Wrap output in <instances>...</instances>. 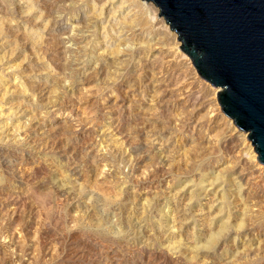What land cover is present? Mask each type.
<instances>
[{
  "label": "rangeland",
  "instance_id": "rangeland-1",
  "mask_svg": "<svg viewBox=\"0 0 264 264\" xmlns=\"http://www.w3.org/2000/svg\"><path fill=\"white\" fill-rule=\"evenodd\" d=\"M145 0H0V264H264V165Z\"/></svg>",
  "mask_w": 264,
  "mask_h": 264
},
{
  "label": "water",
  "instance_id": "water-1",
  "mask_svg": "<svg viewBox=\"0 0 264 264\" xmlns=\"http://www.w3.org/2000/svg\"><path fill=\"white\" fill-rule=\"evenodd\" d=\"M264 165V0H145Z\"/></svg>",
  "mask_w": 264,
  "mask_h": 264
}]
</instances>
